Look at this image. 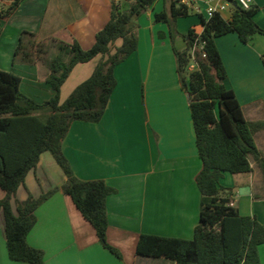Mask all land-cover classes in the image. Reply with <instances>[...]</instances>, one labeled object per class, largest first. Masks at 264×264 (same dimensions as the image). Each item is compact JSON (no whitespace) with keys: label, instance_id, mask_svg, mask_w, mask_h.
<instances>
[{"label":"crops","instance_id":"1","mask_svg":"<svg viewBox=\"0 0 264 264\" xmlns=\"http://www.w3.org/2000/svg\"><path fill=\"white\" fill-rule=\"evenodd\" d=\"M112 3L22 0L1 22L0 70L18 75L19 89L28 87V97L48 100L52 92L45 79L49 61L57 54L56 40H75L82 49H89L96 32L109 21ZM252 6L257 8L253 20L264 30V0H252ZM190 14L195 16L176 21L179 34L190 28L202 30L199 15ZM153 15L154 12H147L142 21L148 37L141 42L138 26L137 50L114 69L116 86L102 118L97 123L73 122L61 143V152L76 178L102 180L115 190L105 202L106 241L120 258L101 246L71 199L57 190L35 210L36 222L26 236L29 246L42 251L43 264H174L136 256L139 235L183 239L193 236L200 206L194 179L201 163L187 94L180 87L175 56L165 40L168 29L160 23L154 25ZM20 38L31 55L25 60H13ZM215 44L226 71L223 83L233 90L245 120L264 122V36L255 34L243 44L236 34L229 33L218 37ZM119 45L117 40L115 46ZM173 46L180 51L185 43L176 36ZM39 50L42 52L36 53ZM98 61L99 56L72 69L60 88V102L67 82L75 75L79 84L85 81ZM253 139L264 159V130L256 132ZM44 154L26 175L25 186L17 189L11 201L13 213L15 202H23L27 192L37 198L65 181L63 173L53 167L50 172L45 170ZM250 168L248 174L225 173L220 184L230 195L222 192L221 196L229 197L239 215L255 217L264 227L262 173L252 158ZM3 195L0 190V199ZM258 255L264 264V244L258 247ZM0 264H28L9 260L1 212Z\"/></svg>","mask_w":264,"mask_h":264},{"label":"trees","instance_id":"2","mask_svg":"<svg viewBox=\"0 0 264 264\" xmlns=\"http://www.w3.org/2000/svg\"><path fill=\"white\" fill-rule=\"evenodd\" d=\"M22 0H8L0 9L2 20L9 17ZM130 2L126 9L112 3L110 19L96 32L94 43L82 49L73 40H56L57 55L49 62L45 81L52 96L36 103L19 90L21 78L0 70V212L3 216L6 251L9 260L28 264H43L41 250L32 248L26 236L34 226L35 210L57 190L68 196L82 218L90 224L101 246L120 258L106 241V198L115 190L102 180L83 181L76 178L61 152V143L75 121L97 123L103 116L111 93L116 86L114 69L137 50V19L157 0H120ZM168 7L153 15L155 23L167 25L168 38L173 44L180 36L182 50L172 45L176 72L181 89L187 94L194 130L195 144L201 167L195 176L200 193L198 224L191 239L139 235L135 254L140 257L165 259L174 264H261L258 247L264 244V227L255 217L241 216L230 205V191L221 186L225 173L248 174L250 158L261 170L264 182V159L254 144L253 136L264 130V122H248L232 89L223 81L226 71L215 40L234 33L246 44L253 35L261 34L253 17L257 8H233L228 19L215 14L210 19L199 15L202 30L190 28L179 34L176 21L187 17V7L167 0ZM22 34H27L22 32ZM120 40V45L112 46ZM194 49V50H193ZM29 48L20 38L13 60L30 57ZM42 51H36L40 54ZM193 52V59H192ZM99 56L91 75L77 85L60 102V88L77 64ZM264 55L262 56V60ZM264 61V60H263ZM191 63L195 70L188 71ZM49 153L65 177L59 188H51L34 198L29 192L23 202H15L17 189L24 187L25 177L35 169L39 157Z\"/></svg>","mask_w":264,"mask_h":264},{"label":"rangeland","instance_id":"3","mask_svg":"<svg viewBox=\"0 0 264 264\" xmlns=\"http://www.w3.org/2000/svg\"><path fill=\"white\" fill-rule=\"evenodd\" d=\"M121 2V1H120ZM129 3L130 2H125V3H123L122 4V7L121 8H123V9H126L127 8V6H129ZM8 4V2H3V3H0V9L1 8H4L6 5ZM167 5H168V1L167 0H158L151 8H149L145 13H143L138 19H137V25L139 26V31L141 32L140 33V35H141V42H144V39H146V38H144V37H148V30H146V29H144L143 27H144V25H143V22L142 21H144V17H145V14L148 12H154V14L155 13H159L160 11H162V10H164L165 8H167ZM189 13H191V12H189ZM193 13V12H192ZM229 15H230V11H227L224 15H223V18L224 19H227L228 17H229ZM195 15H192V14H189L187 17H181L180 19H184V20H188V19H191V18H193ZM197 17V16H196ZM139 21V22H138ZM152 23H154V25H157V23H155L154 21H152ZM160 24H162V25H164V27L165 28H167V25L166 24H164V23H160ZM144 31H146V32H144ZM167 36V37H166ZM165 36V40H166V42H167V44H169V45H171V47H172V45L174 44V41H173V44H172V42L170 41V39L168 38V34ZM114 47H115V45L114 46H112V49H111V51L113 52V50H114ZM183 49V48H182ZM56 55L57 54H55V55H53V57L52 58H55L56 57ZM50 61H51V59H50ZM49 61V62H50ZM76 84H79V81H78V79H76V75L71 79V80H69L68 82H67V84H66V86H65V96H62L61 97V101L63 102L68 96H69V94H70V92H71V90L73 89V88H75V86H76ZM27 88L28 87H26V86H21V90H20V92L22 93V94H24V95H26L27 93ZM30 88V87H29ZM27 96V95H26ZM28 97V96H27ZM30 98V97H29ZM30 99H32L34 102H36V103H42V102H44V101H47V99H45L44 101L42 100V101H39V100H37V99H33V98H30ZM48 162L50 163L49 165H47L48 164ZM43 163H45V165H44V168H45V170H48L49 172H50V168L51 167H53L55 170H57V171H59L60 173H61V170H60V168L57 166V164L55 163V161H54V159L52 158V156L49 154V153H45L44 154V157H43Z\"/></svg>","mask_w":264,"mask_h":264},{"label":"built area","instance_id":"4","mask_svg":"<svg viewBox=\"0 0 264 264\" xmlns=\"http://www.w3.org/2000/svg\"><path fill=\"white\" fill-rule=\"evenodd\" d=\"M117 3L118 0H109ZM178 5L187 7L189 12L203 16L205 19H210L215 14L223 15L233 8L248 10L252 7V0H173ZM8 2V0H0V3ZM194 50V49H193ZM193 59V52H192ZM264 60V59H263ZM195 70V63H191L188 71Z\"/></svg>","mask_w":264,"mask_h":264}]
</instances>
